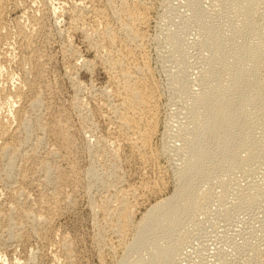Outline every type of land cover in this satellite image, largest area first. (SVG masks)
<instances>
[{
	"label": "rangeland",
	"instance_id": "374dc122",
	"mask_svg": "<svg viewBox=\"0 0 264 264\" xmlns=\"http://www.w3.org/2000/svg\"><path fill=\"white\" fill-rule=\"evenodd\" d=\"M136 1L124 0V5L132 7ZM142 2L147 7L142 9L147 13L146 23L138 46L133 48L147 66L143 83L153 93L150 114L154 118L121 129L115 110L124 94H115V74L107 69L117 46L104 39L103 23L91 11L93 4L109 11L112 5L119 7L120 0L7 1L0 26V264H116L123 257L141 216L173 192L188 159L191 106L207 87L206 71L212 64L211 46L198 26L213 29L210 37L231 56L246 42L257 44L259 73L264 75V30L259 37L255 35L264 23V0H257L258 5L248 14L247 6L238 0H196L195 7L189 0ZM237 4L241 12L232 8ZM114 18L112 26L117 23ZM172 35L182 44L179 53L172 45ZM126 36L121 33L119 39L125 42ZM238 66L233 63L229 70ZM226 77L222 72L221 78ZM29 95L40 102L32 104ZM22 120L33 122V130L29 128L27 133ZM248 125L250 135H244L242 130ZM50 127L67 128L74 146L59 149ZM144 129L147 140L138 133ZM232 129L246 145L254 147L264 139V114L252 116L249 108ZM7 142H13L19 153L14 156L10 175L9 157L2 152V143ZM236 143L233 140L231 145ZM216 157L214 153L204 160L202 174H191L203 202L180 229L182 241L175 245L170 232H155L148 240H169L173 250L169 264H264V149L242 168L215 164ZM45 167L56 174L58 183L47 180ZM44 209L48 221L36 222L33 215ZM125 214L130 220L124 228Z\"/></svg>",
	"mask_w": 264,
	"mask_h": 264
},
{
	"label": "bare ground",
	"instance_id": "6f19581e",
	"mask_svg": "<svg viewBox=\"0 0 264 264\" xmlns=\"http://www.w3.org/2000/svg\"><path fill=\"white\" fill-rule=\"evenodd\" d=\"M8 0H0V26L2 23V12ZM12 1V0H11ZM20 1V0H18ZM130 1V0H129ZM239 3H243L246 7V13L253 10L258 5L257 0H238ZM14 2V1H13ZM12 2V3H13ZM91 2V1H90ZM127 2V1H125ZM132 2V1H131ZM190 5L195 7L196 0H189ZM74 3V2H72ZM88 3V2H87ZM92 4V3H91ZM100 4V2H99ZM110 4V3H109ZM119 4V3H118ZM128 4V3H127ZM131 4V3H129ZM148 4V3H147ZM97 5V4H96ZM92 5V13L97 17V21L103 23L102 35L104 39H107L109 43L116 44V50L112 51V54L108 58V68L112 74L113 83L115 85V94L120 95L119 106L115 110L117 124L121 129H129L131 126H135L140 121H150V111H152L153 93L147 88V84L143 83V76L147 73L146 63L144 60H138L135 56L133 46L137 45V41L142 36L143 28L146 23V16L144 9L146 4L142 0L134 2L132 7L124 5V0H120L119 7L112 5L109 7V11H105L98 6ZM105 5V4H104ZM73 6V5H72ZM97 8H96V7ZM106 6V5H105ZM10 7V6H9ZM82 8V7H81ZM103 8V7H102ZM147 8V7H146ZM232 8L241 12L242 8L240 4L232 5ZM9 9V8H8ZM13 9V8H12ZM141 11V12H140ZM148 11V10H147ZM90 12V10H89ZM76 13V12H75ZM88 15V14H87ZM149 15V14H148ZM111 17H115L117 20L116 26H112ZM148 19V18H147ZM35 20V19H33ZM95 20V19H94ZM6 21V20H5ZM96 21V22H97ZM18 23V22H17ZM115 23V22H114ZM248 23L247 21L245 22ZM5 24V23H4ZM20 25V24H19ZM22 26V25H21ZM34 26V25H33ZM100 26V25H99ZM146 27V26H145ZM97 28V27H96ZM203 39H208L209 45L212 51V64L206 71V79L208 82L207 87L201 92V94L195 98L193 106H191L192 118L190 125L192 128L189 134V155L182 171L179 183L173 192L164 199L152 204L141 216L136 227L133 226L135 232L133 234L132 241L127 244L123 257L116 264H169L172 258V248L167 244L166 239L152 242L148 240L150 234L155 232H167L172 233L171 240L175 245H178L183 237L184 233L181 231L187 218L191 214L202 206L201 193L196 192L195 185L192 184V173L202 174L204 160L210 158L214 153L217 157L214 161L215 164H226L229 168H242L245 164L253 161L264 149V139L258 141L256 146L246 145L239 137H237L232 127L236 125L238 117L244 112L249 110L252 116H259L264 114V75H260V52L256 45H252L248 42L240 46V51L231 56L223 47L216 46V40L210 35H213V29L201 24L198 26ZM264 30V23L255 30V35L260 36L261 31ZM18 33V32H17ZM30 33V32H29ZM88 33V32H87ZM100 33V32H99ZM124 33L128 37L127 40L121 41L119 34ZM145 33V32H144ZM1 34V33H0ZM8 35V34H7ZM89 35V34H88ZM99 35V34H98ZM23 36V35H22ZM37 36V35H36ZM122 36V35H121ZM177 36V35H176ZM175 35L171 36V41L174 49L179 53L181 51V43L177 41ZM123 37V36H122ZM179 37V36H178ZM1 38V36H0ZM8 38V37H7ZM31 38H33L31 36ZM91 38V36H90ZM143 38V37H142ZM30 39V38H29ZM126 39V38H125ZM37 40V38H36ZM143 40V39H142ZM2 41V40H1ZM27 41V40H26ZM34 41V40H33ZM9 42V41H8ZM7 42V43H8ZM20 42V41H19ZM182 42V40H181ZM23 43V42H22ZM139 43V42H138ZM92 44V43H91ZM20 45V44H19ZM25 45V44H24ZM97 45V44H96ZM143 45V44H142ZM4 46V45H3ZM112 46V45H111ZM138 46V45H137ZM140 46V44H139ZM18 47V46H17ZM39 48V47H38ZM43 48V47H42ZM138 48V47H137ZM24 49V48H23ZM41 49V48H40ZM143 49V48H142ZM43 50V49H42ZM107 50V49H106ZM36 52V51H35ZM44 52V51H43ZM136 52H138L136 50ZM34 54V53H33ZM48 55V54H47ZM139 55V54H138ZM43 56V55H42ZM96 56V55H95ZM106 56V55H105ZM143 56V55H142ZM22 57V56H21ZM51 58V56H49ZM100 57V56H99ZM145 57V56H144ZM143 57V58H144ZM31 58V57H30ZM34 58V57H33ZM40 58V57H38ZM140 58V57H139ZM37 59V58H36ZM42 59V58H41ZM47 59V58H46ZM24 60V59H23ZM29 60V58H28ZM31 60V59H30ZM38 61V60H37ZM50 61V60H49ZM21 62V61H20ZM30 62V61H29ZM33 60L31 61V63ZM36 62V61H35ZM39 62V61H38ZM45 62V61H44ZM37 63V62H36ZM233 63H238L239 66L235 70H229ZM26 64V63H25ZM41 64V63H39ZM37 64V66L39 65ZM89 64V63H88ZM95 64V63H94ZM33 65V64H32ZM36 66V68H37ZM40 66V65H39ZM106 66V65H105ZM42 67V66H41ZM34 68V66H33ZM41 69V68H40ZM106 69V70H107ZM34 70V69H32ZM38 70V69H37ZM36 70V71H37ZM105 70V69H104ZM35 71V70H34ZM45 71V69H44ZM71 71V70H70ZM33 72V71H32ZM226 72L227 77L221 78V73ZM39 73V72H38ZM32 74V73H31ZM34 75V74H33ZM110 76V75H109ZM42 77V74H41ZM31 79V78H30ZM29 79V80H30ZM33 79V78H32ZM36 79V78H35ZM34 79V80H35ZM28 80V79H27ZM39 80V77H38ZM47 80V79H46ZM33 81V80H32ZM31 81V82H32ZM36 81V80H35ZM44 81V80H43ZM147 81V80H146ZM27 82V81H26ZM34 82V81H33ZM32 82V83H33ZM49 82V81H48ZM145 82V81H144ZM29 83V82H28ZM37 83V82H36ZM50 83V82H49ZM40 85V84H39ZM150 85V84H149ZM33 85H31L32 87ZM44 86V85H43ZM28 87V86H27ZM30 87V86H29ZM19 88V87H18ZM34 88V86L32 87ZM50 88V87H48ZM109 88V87H108ZM151 88V87H150ZM4 89V88H3ZM28 89V88H27ZM36 89V88H35ZM41 89V88H40ZM153 89V88H152ZM30 90V89H29ZM32 90V89H31ZM39 90V89H38ZM44 90V89H43ZM47 90V89H46ZM24 91V90H23ZM54 91V90H52ZM17 92V91H16ZM19 92V91H18ZM31 92V91H30ZM35 92V91H34ZM110 92V91H109ZM155 92V91H154ZM234 92L237 94H226ZM37 93V92H36ZM108 93V91H107ZM152 93V94H151ZM16 94V93H15ZM18 95L20 93H17ZM31 94V93H30ZM34 94V93H33ZM50 94V93H49ZM52 94V93H51ZM100 94V93H99ZM114 94V93H113ZM1 95V94H0ZM14 95V94H13ZM39 95V94H38ZM44 95V94H43ZM47 95V93H46ZM58 95V94H57ZM17 96V95H16ZM23 96V95H22ZM31 98V95H29ZM37 96V95H35ZM51 96V95H50ZM112 96V95H111ZM156 96V95H155ZM9 97V96H8ZM15 97V96H13ZM52 97V96H51ZM118 97V96H117ZM46 98V97H45ZM5 99V98H4ZM11 99V98H10ZM19 99V98H18ZM21 99V98H20ZM26 99V98H25ZM24 99V100H25ZM43 99V98H42ZM109 99V98H107ZM44 100V99H43ZM48 99H45L47 101ZM5 101V100H4ZM13 101V100H12ZM28 101V100H27ZM33 101V102H32ZM7 102V101H6ZM9 102V101H8ZM23 102V101H22ZM32 104H38L40 100L31 98ZM111 102V101H110ZM119 102V101H118ZM117 102V103H118ZM28 103V102H27ZM48 102H46L47 105ZM154 103V102H153ZM156 103V102H155ZM10 104V103H9ZM20 104V103H19ZM61 104V103H60ZM15 105V104H14ZM44 105V104H43ZM59 105V104H58ZM115 105V104H114ZM117 105V104H116ZM11 106V105H10ZM27 106V105H26ZM48 106V105H47ZM8 107V106H7ZM23 107V106H22ZM104 107V106H103ZM156 107V106H155ZM13 108V107H11ZM21 108V107H20ZM49 108V107H48ZM68 108V107H67ZM157 108V107H156ZM46 109V108H45ZM50 109V108H49ZM17 110V109H16ZM23 110V109H21ZM24 110H26L24 108ZM114 110V109H113ZM154 110V109H153ZM18 112V111H17ZM22 112V111H21ZM156 112V111H155ZM10 113V112H9ZM25 113V112H24ZM63 113V112H62ZM104 113L105 110H104ZM21 115V114H20ZM109 115V114H108ZM155 115V113H154ZM22 116V115H21ZM49 116V115H48ZM12 117V116H11ZM25 117V116H24ZM55 117V116H54ZM103 117V116H102ZM108 117V116H107ZM112 117V116H111ZM27 118V117H26ZM63 118V117H62ZM154 118V117H153ZM43 119V118H42ZM61 119V117H60ZM52 121L54 119H51ZM56 120V119H55ZM59 120V119H57ZM64 119H62L63 121ZM5 121V120H4ZM9 121V120H8ZM17 121V120H16ZM15 121V122H16ZM61 121V120H60ZM3 122V121H2ZM19 122V121H18ZM48 122V121H47ZM50 122V121H49ZM67 122V121H66ZM70 122V121H69ZM153 122V121H152ZM151 122V124H152ZM155 122V120H154ZM9 123V122H8ZM52 123V122H50ZM58 123V121H57ZM144 123V122H143ZM255 123V122H253ZM21 127H23L27 133L33 122L22 120ZM54 124V123H53ZM60 124V123H59ZM63 124V123H61ZM60 124V125H61ZM70 124V123H69ZM4 125V124H3ZM43 125V124H42ZM52 125V124H50ZM55 125V124H54ZM66 126L68 124H65ZM141 125V124H140ZM39 126V125H38ZM45 126V124H44ZM53 126V125H52ZM58 126V124H57ZM62 126V125H61ZM154 126V125H153ZM48 127V126H47ZM46 127V128H47ZM69 127V126H68ZM149 127V125H148ZM2 128V127H1ZM11 128V127H10ZM63 128V126H62ZM75 128V127H74ZM144 128V127H142ZM39 129V128H38ZM42 129V128H41ZM50 133L54 134L58 140V148H64L65 151L69 149V144L72 142L69 137L71 135L65 129L59 130L57 127L48 128ZM154 129V128H153ZM152 129V130H153ZM5 130V129H4ZM33 130V129H31ZM64 130V131H63ZM148 130V128H147ZM1 131V130H0ZM6 131V130H5ZM11 131V130H10ZM47 131V129H46ZM134 131V130H133ZM151 131V130H150ZM25 132V133H26ZM37 132V131H36ZM76 132V131H75ZM137 132V131H136ZM148 132V131H147ZM147 132L141 130L139 136L143 140L149 139ZM244 135H250V126H246L242 130ZM13 133V132H12ZM39 133V132H38ZM44 133V132H43ZM48 133V132H47ZM51 133V134H52ZM130 133V132H129ZM134 133V132H133ZM9 134V133H8ZM31 134V133H30ZM10 135V134H9ZM50 135V134H49ZM76 135V134H75ZM107 135V134H106ZM134 135V134H130ZM7 136V135H6ZM10 136H13L12 134ZM40 136V135H39ZM43 136V135H42ZM3 137V136H2ZM14 137V136H13ZM16 137V136H15ZM49 137V136H48ZM47 137V138H48ZM51 137V136H50ZM12 139V137H10ZM45 138V137H44ZM38 139V138H37ZM54 139V138H53ZM55 140V139H54ZM233 140H237L235 146L231 145ZM52 141V140H51ZM56 141V140H55ZM76 141V140H75ZM132 141V140H131ZM5 142V141H4ZM41 142V141H40ZM122 142V141H121ZM136 142V141H135ZM48 143V142H47ZM73 143V142H72ZM76 143V142H75ZM110 143V142H109ZM5 144L3 151L5 155L9 157V163H7V172L14 163V156L19 155L17 148L13 145V142L2 143ZM34 144V143H33ZM132 144V143H131ZM148 144V143H147ZM48 145V144H46ZM56 145V144H55ZM73 144H71L72 147ZM120 145V144H119ZM129 145V144H128ZM146 145V144H145ZM13 146V147H12ZM74 146V145H73ZM144 146V145H143ZM52 147V146H51ZM123 147V146H122ZM146 147V146H145ZM54 148V146H53ZM130 148V147H129ZM144 148V147H143ZM2 149V148H1ZM0 149V150H1ZM31 149V147L29 148ZM43 149V148H42ZM56 149V150H59ZM71 149V148H70ZM33 150V149H32ZM49 150V149H48ZM76 150V149H75ZM123 150V149H122ZM20 151V149H19ZM52 151V150H51ZM64 151V152H65ZM69 151V150H68ZM127 151V148H126ZM145 151V150H144ZM30 152V151H29ZM49 152V151H48ZM54 152V150H53ZM52 152V154H53ZM57 152V151H56ZM62 152V151H61ZM71 152V151H70ZM78 152V151H77ZM135 152V151H133ZM1 154V153H0ZM3 154V153H2ZM51 154V153H50ZM60 154V152H59ZM58 154V156H59ZM67 154V153H65ZM71 154V153H70ZM74 154V153H73ZM124 154V153H123ZM54 155V154H53ZM61 155V154H60ZM72 155V154H71ZM126 155V154H125ZM146 155V152H145ZM148 155V154H147ZM28 156V155H27ZM69 156V155H67ZM151 156V155H150ZM42 157V156H41ZM46 157V156H45ZM72 157V156H71ZM132 157V156H131ZM137 157V156H136ZM30 158V157H29ZM54 158V157H53ZM146 158V157H144ZM32 159V158H31ZM47 159V158H46ZM64 159V158H63ZM71 158H69L70 160ZM127 159V158H126ZM140 159V158H139ZM154 159V158H153ZM56 160V159H55ZM65 160V159H64ZM68 160V159H67ZM66 160V161H67ZM74 160V159H73ZM132 160V159H131ZM145 160V159H144ZM35 161V160H34ZM148 161V160H147ZM23 162V161H22ZM25 162V161H24ZM47 162V161H45ZM44 162V163H45ZM50 163V161L48 160ZM27 163V162H26ZM35 163V162H34ZM48 163V164H49ZM47 164V163H46ZM74 164V163H72ZM45 165V164H44ZM77 165V164H76ZM27 166V165H26ZM25 166V167H26ZM30 166V165H29ZM41 166V165H40ZM60 166V165H59ZM21 167V166H20ZM50 167V166H49ZM70 167V166H69ZM75 167V166H74ZM23 168V167H22ZM21 168V169H22ZM30 168V167H29ZM62 168V167H61ZM37 169V168H36ZM52 169V168H51ZM5 170V169H4ZM19 170V169H18ZM30 170V169H28ZM26 170V171H28ZM32 170V169H31ZM30 170V171H31ZM43 170V169H42ZM29 171V172H30ZM37 171V170H36ZM53 171V170H52ZM156 171V170H155ZM22 172V171H21ZM20 172V173H21ZM43 172V171H42ZM56 172V171H55ZM54 172V173H55ZM77 172V171H76ZM158 172V171H157ZM19 173V174H20ZM45 173L47 180L52 179V183H58V177L50 172V168L45 167ZM65 173V172H64ZM16 174V173H15ZM37 174V173H36ZM42 174V173H41ZM68 174V173H67ZM156 174V173H155ZM7 175V174H6ZM10 175V174H9ZM23 175V173H22ZM28 175V174H26ZM58 175V174H57ZM60 175V174H59ZM66 175V174H65ZM75 175V174H74ZM128 175V174H127ZM29 176V175H28ZM158 176V175H157ZM4 177V176H3ZM37 177V175H36ZM45 177V178H46ZM64 177V176H60ZM77 177V176H76ZM79 177V176H78ZM77 177V178H78ZM153 177V176H152ZM160 177V176H159ZM158 177V178H159ZM22 178V176L20 177ZM66 178V177H65ZM64 178V179H65ZM69 179V177H67ZM73 178V177H72ZM19 179V178H18ZM37 179V178H36ZM35 179V180H36ZM61 179V178H60ZM80 179V178H79ZM14 180V179H13ZM28 180V179H27ZM71 180V179H70ZM77 180V179H76ZM22 181V180H21ZM24 181V180H23ZM62 181V180H61ZM66 181V180H65ZM72 181V180H71ZM69 183H72V182ZM74 181V179H73ZM60 182V181H59ZM150 182V181H149ZM19 183V182H18ZM31 183V182H30ZM40 183V182H39ZM49 183V182H48ZM63 183V182H62ZM68 183V184H69ZM118 183V182H117ZM154 183V182H153ZM159 183V182H158ZM12 184V183H11ZM32 184V183H31ZM22 185V184H21ZM20 185V186H21ZM36 185V184H35ZM42 185V184H41ZM65 185V184H64ZM39 186V185H38ZM47 186V185H46ZM59 186V185H58ZM69 186V185H68ZM72 186V185H71ZM76 186V185H75ZM155 186V185H154ZM19 187V186H18ZM41 187V186H40ZM55 187V186H54ZM60 187V186H59ZM132 187V186H131ZM14 188V187H13ZM56 188V187H55ZM140 188V187H139ZM154 188V187H153ZM12 189V188H11ZM46 189V188H45ZM48 189V188H47ZM75 189V188H74ZM27 190V189H26ZM55 190V189H54ZM62 190V189H61ZM53 191V190H52ZM57 191V190H56ZM31 192V191H30ZM38 192V191H37ZM144 192V191H143ZM7 193V192H6ZM61 193V192H60ZM54 194V193H53ZM37 195V194H36ZM58 195V194H57ZM128 195V194H127ZM28 196V195H26ZM67 196V195H66ZM4 197V196H3ZM9 197V196H8ZM35 197V196H34ZM49 197V196H46ZM73 197V196H72ZM25 198V197H24ZM38 198V197H37ZM60 198V197H59ZM75 198V197H74ZM163 198V197H162ZM46 199V198H45ZM55 199V198H54ZM57 199V198H56ZM32 200V199H30ZM34 200V199H33ZM43 200V198H42ZM61 200V199H60ZM64 200V199H63ZM124 200V199H123ZM143 200V199H142ZM6 201V200H5ZM4 201V202H5ZM10 201V200H9ZM23 201V200H22ZM37 201V200H35ZM48 201V200H47ZM52 201V200H51ZM54 201V200H53ZM52 201V202H53ZM58 201L59 200H55ZM44 202V200H43ZM8 203V201H7ZM14 203V202H13ZM34 203V202H33ZM39 203V202H38ZM48 203V202H47ZM50 203V201H49ZM32 204V203H31ZM57 204V203H56ZM64 204V203H63ZM74 204V203H73ZM37 205V204H36ZM41 205V204H40ZM44 205V204H43ZM58 205V204H57ZM56 205V206H57ZM60 205V204H59ZM72 205V204H71ZM122 205V204H121ZM11 206V205H10ZM22 206V205H21ZM47 206V204H46ZM55 206V204H54ZM53 206V208H54ZM16 207V206H15ZM26 207V206H25ZM31 207V206H30ZM38 207V206H37ZM45 207V206H43ZM51 207V206H49ZM91 207V206H90ZM7 208V207H5ZM14 208V207H13ZM18 208V207H17ZM22 208V207H21ZM28 208V207H27ZM35 208V207H34ZM48 209V207H46ZM57 208V207H56ZM60 208V206H59ZM132 208V207H131ZM139 208V207H138ZM26 209V208H25ZM50 209V208H49ZM52 209V207H51ZM96 209V208H95ZM112 209V208H111ZM2 210V209H1ZM7 210V209H6ZM24 210V208H23ZM29 210V209H28ZM34 210V209H33ZM36 210V208H35ZM55 211L57 209H54ZM63 210V209H62ZM119 210V209H118ZM18 212V210H16ZM27 211V209H26ZM95 211V210H94ZM130 211V210H129ZM12 212V211H11ZM29 212V211H28ZM27 212V213H28ZM45 209L42 212L36 211L33 215V219L36 222H47L49 215H46ZM48 212V211H47ZM50 212V211H49ZM119 212V211H118ZM128 212V210H127ZM2 213V212H1ZM25 213V212H24ZM35 213V212H34ZM18 215L21 213H17ZM54 214V212H53ZM26 215V214H25ZM11 216V215H10ZM52 216V215H51ZM56 216V215H53ZM58 216V215H57ZM16 217V216H15ZM30 217V216H29ZM60 217V216H59ZM22 218V217H21ZM54 218V217H53ZM52 218V219H53ZM131 218V217H130ZM20 219V217H19ZM59 219V218H58ZM129 216L124 215V228L126 227ZM130 220V219H129ZM25 221V220H24ZM20 222V221H18ZM121 222V220H120ZM51 223V222H50ZM48 224V223H47ZM10 225V224H9ZM17 225V224H16ZM42 224L41 227H43ZM15 226V225H14ZM20 226V225H19ZM131 226V225H130ZM46 227V225H45ZM48 227V226H47ZM14 228V227H13ZM22 228V227H21ZM36 228V227H35ZM5 229V228H3ZM11 229V228H10ZM42 229V228H41ZM50 229V228H49ZM102 229V228H101ZM133 229V230H134ZM181 229V230H180ZM44 230V227H43ZM42 230V231H43ZM47 230V229H46ZM56 230V229H55ZM36 231V230H35ZM23 232V231H22ZM25 232V231H24ZM38 232V230L36 231ZM40 232V231H39ZM44 232V231H43ZM57 232V231H56ZM99 232V231H98ZM121 232V231H119ZM28 233V232H27ZM34 233V232H33ZM58 233V232H57ZM122 233V232H121ZM120 233V234H121ZM124 233V232H123ZM39 234V233H38ZM43 234V233H41ZM9 235V234H8ZM23 235V234H22ZM40 235V234H39ZM50 235V234H49ZM126 235V234H125ZM21 236V235H20ZM24 236V235H23ZM27 237V236H26ZM44 237V236H43ZM48 237V236H47ZM59 237V235H58ZM68 237V236H67ZM121 237V236H120ZM123 237V236H122ZM5 238V237H3ZM18 238V237H17ZM30 239V238H29ZM125 239V238H124ZM60 240V239H59ZM65 240H63L64 242ZM2 242V241H1ZM18 242V241H17ZM22 242V241H21ZM54 242V241H53ZM12 243V242H11ZM47 244V243H46ZM66 244V243H65ZM41 245V244H40ZM70 245V243H69ZM50 246V245H49ZM46 248V247H45ZM66 248V247H65ZM107 248V247H106ZM72 249V248H71ZM108 249V248H107ZM44 250V249H43ZM42 251V250H41ZM44 253V252H43ZM62 253V252H61ZM65 253V252H64ZM70 253V252H69ZM73 254V253H72ZM58 255V254H57ZM62 255V254H61ZM44 256V255H43ZM54 256V255H53ZM65 256V255H64ZM45 258V257H44ZM56 258V257H55ZM66 258V256H65ZM68 259V256H67ZM59 260V259H58ZM61 261V259H60ZM64 264V263H63ZM72 264V263H71Z\"/></svg>",
	"mask_w": 264,
	"mask_h": 264
}]
</instances>
